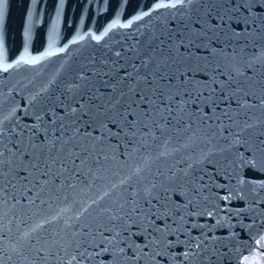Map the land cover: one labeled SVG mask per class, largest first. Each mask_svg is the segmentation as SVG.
Returning <instances> with one entry per match:
<instances>
[{"label": "snow or ice", "instance_id": "snow-or-ice-1", "mask_svg": "<svg viewBox=\"0 0 264 264\" xmlns=\"http://www.w3.org/2000/svg\"><path fill=\"white\" fill-rule=\"evenodd\" d=\"M152 2L46 80L0 84V264L264 261V180L246 176L264 174V0ZM56 25L15 65L0 41V72L39 76Z\"/></svg>", "mask_w": 264, "mask_h": 264}, {"label": "water", "instance_id": "water-1", "mask_svg": "<svg viewBox=\"0 0 264 264\" xmlns=\"http://www.w3.org/2000/svg\"><path fill=\"white\" fill-rule=\"evenodd\" d=\"M58 7L59 0H42V3L35 6L42 13V16L40 22L33 29L32 37L27 39L24 36V28L26 14L29 9L33 8L31 0H8L5 20L2 28H0V41L3 43V62L15 65L21 56L26 55L28 59L43 56L49 46L50 20L57 21V35L52 49L57 54L41 60L35 66V68L41 70L39 76L28 65H21L19 68L14 66L8 72H0V84L9 87L16 85V91L19 92L20 85L27 84L30 79L37 83L46 80L65 59L71 60L72 57L79 55L81 51L90 50L92 46L96 45L89 33L100 34L117 19V16L121 24L128 23L129 20H134L141 11L150 10L154 5L152 0H65L61 14L57 19L56 9ZM152 15L156 16L157 13L153 12ZM143 23V20L137 21L129 29L118 27L110 32L109 36L116 33L130 32L138 24ZM80 36H83L84 39L81 40ZM108 38L105 37L106 40ZM62 47L65 48V51L59 52ZM25 48H27V53H25ZM18 81L19 83H17ZM246 176L250 179L264 180V174L250 169L247 170ZM238 202L233 201V203ZM237 230L239 231V229ZM239 239L247 240L250 238L247 237L246 233H241ZM251 243L255 248V241L253 240ZM260 252L264 254V249H260ZM245 255H249L248 249L242 248L241 262ZM231 264H237V262L233 260ZM261 264H264V261H261Z\"/></svg>", "mask_w": 264, "mask_h": 264}]
</instances>
